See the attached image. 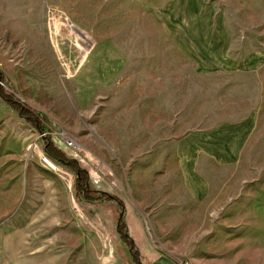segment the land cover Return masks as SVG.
Masks as SVG:
<instances>
[{
  "label": "rangeland",
  "instance_id": "rangeland-1",
  "mask_svg": "<svg viewBox=\"0 0 264 264\" xmlns=\"http://www.w3.org/2000/svg\"><path fill=\"white\" fill-rule=\"evenodd\" d=\"M183 30L219 31L230 56L264 52V0H0V85L124 201L152 250L183 264H264L250 209L264 184V115L240 163L212 173L206 204L177 165L175 140L227 119L240 97L235 76L200 75L178 52ZM42 136L0 96V264H133L118 205L79 202L75 173L45 163Z\"/></svg>",
  "mask_w": 264,
  "mask_h": 264
},
{
  "label": "crops",
  "instance_id": "crops-1",
  "mask_svg": "<svg viewBox=\"0 0 264 264\" xmlns=\"http://www.w3.org/2000/svg\"><path fill=\"white\" fill-rule=\"evenodd\" d=\"M223 37L219 31L207 36L205 32L192 35L183 30L172 38V44L182 56L196 61V69L200 75L222 73L235 76V83L240 86L237 91L240 96L238 106L232 114H225L227 119L206 128L190 130L174 142V155L185 188L191 200L197 204H206L214 196V171L225 168L229 170L240 163L244 150L264 115V52L230 56L223 51ZM244 91L245 95H242ZM246 92L250 93L249 99L245 97ZM250 209L255 215V221L251 224H255L254 231H259L257 239L264 245V184L253 191ZM116 220L114 227L117 232ZM127 224L143 259L149 264H183L152 250L140 224H135L139 230L137 237L131 232V224ZM122 243L130 253L123 241ZM130 256L135 264L131 253Z\"/></svg>",
  "mask_w": 264,
  "mask_h": 264
},
{
  "label": "trees",
  "instance_id": "trees-1",
  "mask_svg": "<svg viewBox=\"0 0 264 264\" xmlns=\"http://www.w3.org/2000/svg\"><path fill=\"white\" fill-rule=\"evenodd\" d=\"M0 78L3 82V75L0 71ZM0 96L7 105L17 111L22 118L33 124L42 134L43 150L46 155L56 161L59 165L65 166L75 173L74 187L76 198L79 202L97 203V202H113L120 208L119 217L116 220L117 232L122 241L130 251L135 264H149L145 261L140 253V250L135 244L127 222L125 221L126 209L124 201L117 195L108 191L100 190L94 186L90 179L89 171L81 166L79 159L69 157L61 148L57 146L50 134L44 131L43 121L40 120L39 114L34 112L25 104L16 100L12 95L5 92L0 85Z\"/></svg>",
  "mask_w": 264,
  "mask_h": 264
},
{
  "label": "built area",
  "instance_id": "built-area-1",
  "mask_svg": "<svg viewBox=\"0 0 264 264\" xmlns=\"http://www.w3.org/2000/svg\"><path fill=\"white\" fill-rule=\"evenodd\" d=\"M67 144L70 145V146L73 145V143L70 142V141H69ZM44 161H45V163H46L48 166H50V167H52V168H56L55 163H53V162L51 161V159H49L47 156H44Z\"/></svg>",
  "mask_w": 264,
  "mask_h": 264
}]
</instances>
